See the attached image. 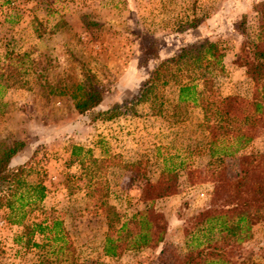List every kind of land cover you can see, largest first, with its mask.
Returning <instances> with one entry per match:
<instances>
[{"label":"rangeland","instance_id":"rangeland-1","mask_svg":"<svg viewBox=\"0 0 264 264\" xmlns=\"http://www.w3.org/2000/svg\"><path fill=\"white\" fill-rule=\"evenodd\" d=\"M260 2L264 0H0V64L6 65L7 53H28L33 61L31 71L20 70L17 84L0 88V143L24 141L12 164L28 162L31 170L45 176L49 192L42 203L43 215L48 219L61 216L73 245L71 251L50 252L52 243L38 234L27 243L23 227L7 222L3 208L0 264H47L44 256L52 264H70L74 259L84 264L174 260L185 242L184 228L189 225L185 219L205 206L213 186L204 173L206 158L193 155L191 172L177 170L178 192L153 203L139 198L137 181L121 163L147 159L149 177L155 180L166 164L164 159L174 157L177 163L188 156L187 150L206 142L201 108H174V102L168 103L176 98L170 86L159 87L158 98L140 106L145 116L127 114L111 121H92L90 114L78 112L74 102L89 93V77L103 90L98 109L133 99L160 59L204 38L218 42L226 52L225 69L214 77L218 92L251 98L253 83L236 63V56L244 39L253 41L259 34ZM196 18L199 26L190 28ZM44 67L39 73L51 82L55 76L69 80L71 96L46 93L37 80V71ZM156 103H163L161 114H156ZM174 110L176 118L171 117ZM247 150L264 152V128ZM90 155L109 159L108 167L100 169L98 163L96 168ZM226 161L229 169H237V157ZM102 203L115 206L122 215L114 227L107 226L98 208ZM150 206L167 221L166 243L155 249L105 255L106 236L116 237L122 222L132 225V214ZM40 213L33 210L31 219H38L35 216ZM244 235L240 231L229 239L234 247L230 260L264 264V220L252 226L247 240H237Z\"/></svg>","mask_w":264,"mask_h":264},{"label":"trees","instance_id":"trees-1","mask_svg":"<svg viewBox=\"0 0 264 264\" xmlns=\"http://www.w3.org/2000/svg\"><path fill=\"white\" fill-rule=\"evenodd\" d=\"M259 8V34L253 41L244 39L236 56V63L253 83L251 98L239 94L221 95L218 92L214 77L225 69L226 52L218 42L204 38L185 43L174 54L160 59L133 99L98 109L103 90L87 75L92 81L88 85L89 93L74 102L78 112L90 114L92 121H111L127 114L145 116L146 112L142 113L140 106L158 98L159 87L170 86L176 98L175 101L169 99L168 103L174 102V108L181 109L186 105L201 108V126L207 131L206 142L194 150H187L188 156L177 163L172 161L174 157H171L172 160L169 157L168 160L164 159L166 164L155 180L149 177L151 165L147 159L120 162L123 169L130 171L131 179L137 181L139 198L143 202L153 203L178 192L177 170L187 168L191 172L193 155L207 160L204 173L213 182L207 203L185 219L189 224L184 228L185 242L177 250L174 260L164 264H235L230 260L234 247L229 239L241 231L245 235L237 240H247L252 226L264 220V152L247 150L260 128H264V2L259 3ZM46 10L52 14L48 7ZM198 20L200 22L196 18L189 27H198ZM241 24L245 25V16H242ZM240 33L245 36V30ZM6 61V65L0 64V88L17 84L20 70L23 69L24 73L31 71L33 63L28 53H7ZM45 69L37 71V80L46 93L71 96L69 80L55 76V81L51 82L43 73H39ZM198 81L201 82L200 88ZM156 106V114H161L163 103H156ZM176 116L178 113L174 110L171 117ZM24 145L23 140H15L10 145L0 143V209H7L4 219L23 227L27 243L38 234L52 243L50 252L71 251L72 238L61 216L48 219L43 215L45 209L42 203L49 192L43 178L45 176L31 170L28 162L12 164ZM73 156L78 155L75 153ZM231 156L237 157L236 170L229 169L227 164L226 159ZM89 161L96 168L100 163V169L109 165V159L103 157L98 160L90 155ZM35 174L38 175L35 180L28 179ZM98 208L104 212L108 227H114L121 220L122 215L115 206L102 203ZM36 209L41 213L35 216L38 219H31ZM132 220V225L127 220L120 224L116 237L106 236L102 243L105 255L115 256L120 250L155 249L166 243L168 227L161 212L150 206L133 213ZM46 232L49 235L45 236ZM33 243L39 246L35 241ZM55 257L58 258L57 255ZM42 258L47 264H52L48 256ZM70 264L84 263L74 259Z\"/></svg>","mask_w":264,"mask_h":264}]
</instances>
